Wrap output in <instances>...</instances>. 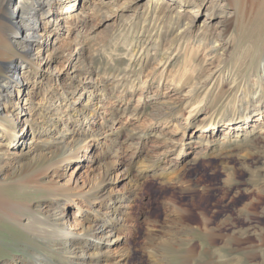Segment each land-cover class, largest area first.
Masks as SVG:
<instances>
[{"label": "rangeland", "instance_id": "obj_1", "mask_svg": "<svg viewBox=\"0 0 264 264\" xmlns=\"http://www.w3.org/2000/svg\"><path fill=\"white\" fill-rule=\"evenodd\" d=\"M83 1L81 0L80 5ZM85 2L88 3L85 13H82L80 6L76 12L79 17L75 22L83 17L86 19L79 24L62 23L59 35L50 37V40L57 37L56 45L49 46L45 37L36 38L40 44L36 52H32L33 64L26 70L32 76L33 73L44 76L37 89L31 91L33 96L30 100L22 98L20 110H23V116L28 119L40 118L34 124L40 123L38 130L44 132L51 128L47 121L54 123L66 118L69 112L80 109L83 103L87 107L85 96L77 103L71 99L62 102L63 96L60 94L64 89L69 90L71 83L79 81L80 78L75 76L77 73H82L86 68L93 71L92 78L88 77L83 81L99 86L93 99L89 101L90 104L96 101L95 95H102V86H108L105 90L108 98L100 105L98 117L83 123L85 128L94 126L99 131L97 134L93 132L94 137H88L91 138L88 151H85L88 146H84L80 160L69 165L62 159L59 165L62 169L79 167L77 176L81 184L90 182L87 185L89 187L100 180L115 181L110 188L114 187L124 197L130 196V199H126L128 202L123 203L122 210L127 212L122 236L124 244L118 247L124 256H118L117 260L125 259L126 264H264V129L257 126L258 122L264 121V112L261 115L255 113L257 116L254 115L252 122L247 125L239 124L238 126H242L240 129L245 128L244 132L229 129L227 120L232 117V112L227 110L228 115L223 116V125L216 135L218 139L212 143L199 142L195 138L206 124L202 121L206 120L207 112L200 113L198 123L188 126L186 133L182 127L179 128L181 123L186 126L184 117L153 120L152 116L157 113L156 105L161 104L162 99L175 97L177 99L173 102L181 101L188 92V87L183 83L178 86L181 74L189 73V64H203L204 56L198 54L195 58H188L189 53L178 56L173 51L170 53L173 60L168 73L171 77L175 76L174 84L162 82L159 89L157 81L146 89L137 87L132 91L124 88L122 84L125 80L119 83L116 76L119 74V79L127 77L126 80H129V57L122 45H114L115 38L124 33L131 17L138 9L143 10V7L134 4L127 7L123 4L125 0H111V8L93 6L90 0ZM223 3L226 6L216 9V17L209 19L205 12L198 15V26L207 21L217 31L222 30V48L219 49L223 54L221 58L236 59L234 54H242L244 48L251 50V53L257 51L259 47L256 42L264 36V32L249 31L253 26H243L242 20L237 16L241 6L264 3V0H224ZM23 10L29 13L27 7L20 12ZM11 11L13 9L9 7V12ZM220 12L223 14L220 15ZM225 14L229 17L226 18ZM18 20L20 21V17ZM220 20L224 21L219 23ZM19 23L14 24V29H20ZM254 23L255 21H251V24ZM69 25H73L70 31ZM197 28L195 27V31ZM154 50L151 51L146 73L158 65L160 56H154ZM38 52H41V56ZM221 58L216 57L209 68H215ZM70 63L75 68L73 71L68 70ZM27 85L31 88L28 81L25 82V86ZM78 96L77 93L75 98ZM254 99L255 97L250 96V100ZM218 101L219 97L211 99L207 108L216 109ZM235 116L232 117L233 122L238 120ZM71 130L72 126L51 136L50 139L55 137L52 144H59L61 137L70 140ZM170 134L177 142L185 134V141L180 144H184L187 149L188 146L192 147L186 150L188 153L181 154L180 159H177L179 150L172 148L175 142L169 138ZM27 135L25 140H20V144L27 146L24 153L30 147L37 146L41 152L46 148L41 142L46 135L41 133L39 136L44 138L38 139V134L34 136L31 130H28ZM221 140L229 141V144L219 147ZM221 147L223 150H219ZM165 152H169L166 155L171 164L169 170L178 169L179 176L166 178L159 175L160 171L149 168L147 176L140 178L138 167L143 162L151 164V161L162 158ZM198 153L199 157L196 156ZM30 158L32 157L28 153V157L22 156L20 160L12 161L14 157L4 159L6 164H0L7 170L4 180H11L15 174L14 168L28 163ZM116 163L123 165V172L120 169L109 176L107 172ZM128 173L132 174H129L130 178L139 181L137 187L132 186ZM54 178L59 184L69 179ZM23 194L15 199L43 198L40 190L26 191ZM103 203L109 204L110 198ZM65 209L62 206L60 211L63 213ZM70 210L75 211L76 208L71 207ZM3 217L5 216L0 220V261L24 264V260L31 262L39 254L47 257L51 264H66L59 256L53 257L54 254L41 241L34 239L17 225L10 224L7 220L2 221Z\"/></svg>", "mask_w": 264, "mask_h": 264}, {"label": "bare ground", "instance_id": "obj_2", "mask_svg": "<svg viewBox=\"0 0 264 264\" xmlns=\"http://www.w3.org/2000/svg\"><path fill=\"white\" fill-rule=\"evenodd\" d=\"M85 1L88 0H84L80 5L81 0H0V137L2 139L0 159L3 160L0 164H3L6 158L14 157L12 161H16L22 156L28 157V153L32 157L28 163L14 168L15 174L8 182L4 180L6 167L0 166V220L5 216L2 221L7 220L8 223L17 225L34 239L41 241L54 254L53 257L59 256L66 264H126L125 259L117 260V257L124 256L123 251L118 247L124 244L122 236L127 212L122 210L123 203L128 202L126 199H130V196L124 197L118 194L114 187L111 189L115 181L100 180L89 187L87 185L90 182L85 181L81 184L77 176L79 167L72 169L69 166L62 169L59 165L62 159L69 165L80 160L84 146H88L85 149L88 151L91 139L88 137H94L93 132L97 134L99 131L95 130L94 126L85 128L83 123L90 118L98 117L100 105L102 106L108 98L105 92L108 86H102V95H95L96 101L90 104L89 101L93 99L99 86L90 83L87 85L83 81L85 78H92L93 71L86 68L82 73H77L78 75L75 76L80 78L79 81L76 84L71 83L69 90H63L60 94L63 96L62 102L71 99L77 103L85 96L87 107L84 106L86 103H83L80 109L69 112L66 118L54 123L51 120L47 121L49 126L51 124V128L44 132L38 130L40 123L34 124L35 120L39 122L40 118L28 119L23 116V110H20L22 98L29 101L33 96L31 91L37 89L44 76L34 73L32 76L30 71L26 70L33 64L32 52H36L40 44L36 38L45 37L49 46L56 45L57 37L52 40L50 37L59 35L62 23L73 24L78 19L76 12L80 6L82 13H85V7L88 5ZM110 1L90 0V3L99 8L104 6L111 8ZM222 2L224 0H125L123 4L127 7L134 4L143 7V10L138 9L135 12L124 33L115 38L114 44L122 45L129 57L127 65L129 80H126L127 77L119 79V74L116 78L119 83L125 80L122 87L130 88L132 91L137 87L146 89L157 81H159V89L162 82L174 84L175 76L171 77L168 73L173 60L170 53L173 51L178 56L189 53L188 58H195L198 54L204 56L203 64L195 66L189 64V73L181 74L179 78L181 82L177 81L179 87L182 83L188 87V92L180 99L181 101L173 102L177 99L175 97L162 99L161 104L156 105L157 113L152 119L174 120L176 116L184 117L186 126L181 123L179 128L182 127L186 133L188 126L198 123L199 114L207 112L206 120L202 121L206 124L203 125L201 133L195 136L199 142L206 143L218 139L216 135L223 125V116L228 115L227 110L232 112V117L236 115L237 117L234 118H238L237 122H233L232 117L227 120L229 129L244 132L245 128L240 129L242 126L238 125H247L252 122L255 113L261 115L264 112V36L256 42L259 47L257 51L251 53V50L247 51V48H244L242 54L239 52L234 54L236 59L232 57L226 59L221 58L223 54L219 50L222 48L220 41L222 30L217 31L207 21L198 26L197 16L206 13L209 19L216 17V9L226 6V3L222 4ZM9 7L13 11L9 12ZM26 7L29 13L25 10L20 12ZM219 14L222 15L223 12ZM224 16L229 17L228 14ZM237 18L242 20L243 26H253L249 31L264 32V3H248L241 6ZM85 19L83 17L76 22L79 24ZM223 21L220 20L219 23ZM251 21L255 23L251 24ZM16 22H20L19 30L14 29ZM71 26L73 25L68 26L69 31ZM195 27H198L197 31ZM153 50L154 56H160L157 60L158 65L146 73V66ZM40 53L37 54L41 56ZM218 56L221 58L219 64L215 68H209V64H212L211 62ZM73 69L75 68L70 63L68 70L73 71ZM26 81L31 83V88L25 86ZM77 93L79 96L75 98ZM17 94L22 95L17 98ZM26 95L29 97L26 98ZM250 96L255 99L250 100ZM216 97H219L218 106L214 110L208 109V102ZM257 124L262 130L264 129V121ZM70 126H72L70 140L61 137L59 144L53 145L52 140H55V137L50 139L51 136L67 130ZM28 130H31L34 136L38 134V139L44 138L39 136L41 133L44 135L48 133L47 137L41 140L46 145L42 152L36 146L30 147L24 153L27 146L20 144V140L26 139ZM144 133L146 134L145 131ZM164 134L167 135L166 132ZM172 137L170 134L169 138L175 142L172 148L179 150L177 159H180L181 154H185L186 150L192 147L188 146L187 149L184 144H180L185 141V134L179 142ZM228 144L229 141L221 140L219 147ZM222 147L219 150H223ZM168 153L165 152L162 158L151 161V164L143 162L138 167L140 178L147 176L146 171L149 168H154L156 172L160 171L159 175L166 178L178 175V169L169 170L171 164L166 156ZM19 155L20 157H16ZM196 156L199 157V153ZM122 167V164L116 163L107 174L110 176L120 169L123 172ZM129 174L128 178H130ZM54 176L61 180L65 177L69 179L59 184ZM130 179L132 186L137 187L139 181ZM37 190L43 193L41 200L15 199L22 197L26 191ZM107 198H110V203L104 204L103 201ZM62 206L66 208L63 213L60 211ZM71 207H75L77 211L70 210ZM46 261L51 264L47 257L38 254L33 261L23 262L45 264ZM0 264H10V261H0Z\"/></svg>", "mask_w": 264, "mask_h": 264}]
</instances>
